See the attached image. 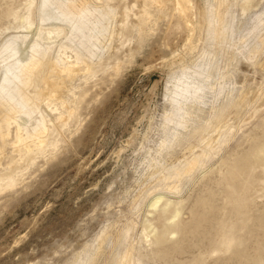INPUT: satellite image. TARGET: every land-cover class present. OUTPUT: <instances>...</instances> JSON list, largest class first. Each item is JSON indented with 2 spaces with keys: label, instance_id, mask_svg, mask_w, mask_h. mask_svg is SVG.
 Returning a JSON list of instances; mask_svg holds the SVG:
<instances>
[{
  "label": "rangeland",
  "instance_id": "1",
  "mask_svg": "<svg viewBox=\"0 0 264 264\" xmlns=\"http://www.w3.org/2000/svg\"><path fill=\"white\" fill-rule=\"evenodd\" d=\"M140 1L0 0V264H264V0Z\"/></svg>",
  "mask_w": 264,
  "mask_h": 264
},
{
  "label": "bare ground",
  "instance_id": "2",
  "mask_svg": "<svg viewBox=\"0 0 264 264\" xmlns=\"http://www.w3.org/2000/svg\"><path fill=\"white\" fill-rule=\"evenodd\" d=\"M110 1H113V0H110ZM134 1H135V4H137V3H139L140 0H134ZM159 3H161V0H159ZM175 3L177 6V9L181 12L183 18H186L188 16L187 10L189 7V6L187 7V3L188 4L191 3L190 0H175ZM123 9H124V21L122 23L123 24L122 27H123V30H127V27L129 25V21L131 19L132 9L128 5H125L123 7ZM140 13H142V12H140ZM121 34H122V37H124L126 39V34L125 33H121ZM61 59H63V58H61ZM67 63H69V62H67ZM52 66H53V72H55V74L56 73L60 74L64 71H67L69 73H75L78 69L75 65H72V64L67 65V66H60L57 64H53ZM37 83H38V77H36L34 79V85H33L32 91L35 92L38 96H42L47 103H50V101H52V100L55 101L56 99L60 98L61 93H62V89H63L62 84L57 83L53 79L47 78L46 83H45V91H43L37 87ZM63 118H65V117L63 116ZM63 118H61V119H63ZM22 140H23V138L19 137L17 142H21ZM42 142H44V140H42ZM29 156H32V154L30 153ZM160 238H162V236ZM158 239H159V237H158Z\"/></svg>",
  "mask_w": 264,
  "mask_h": 264
}]
</instances>
